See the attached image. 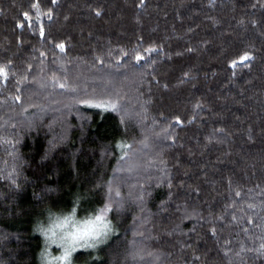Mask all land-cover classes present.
<instances>
[{"label": "trees", "instance_id": "1", "mask_svg": "<svg viewBox=\"0 0 264 264\" xmlns=\"http://www.w3.org/2000/svg\"><path fill=\"white\" fill-rule=\"evenodd\" d=\"M35 2L0 0V264L109 203L74 264H264V0Z\"/></svg>", "mask_w": 264, "mask_h": 264}, {"label": "snow or ice", "instance_id": "2", "mask_svg": "<svg viewBox=\"0 0 264 264\" xmlns=\"http://www.w3.org/2000/svg\"><path fill=\"white\" fill-rule=\"evenodd\" d=\"M53 4L57 3V0H51ZM145 0H140V7L144 6ZM214 4V0H212ZM30 7L35 9L36 19H40V3L39 0H36L34 4ZM49 19H51L52 13L49 11L47 13ZM96 15L99 16L101 13L99 11L96 12ZM23 23H18V27L23 29L25 27V23H27L28 27H31L32 17L28 13H22ZM39 35L43 38L45 37V31L43 26L39 27ZM55 47L59 48L61 52L65 51L66 45L64 43H58ZM157 48H146L144 52L147 56H151L152 53L157 52ZM188 52H192L193 49H187ZM123 56H128L129 53L121 50ZM177 56L183 55V53L177 52ZM133 56L137 62L146 59V56L140 54L139 49H133ZM255 57L249 51H243L238 53L237 58L232 60L230 65L231 68L235 69L238 65L247 66L248 62H251ZM103 63V60H101ZM8 67L6 65H0V79L7 80L8 78ZM60 87H64L63 84ZM166 87V86H165ZM19 99V97H17ZM90 107L97 108H109L111 107L113 110L116 108V104L112 101L89 104ZM197 108L201 107V105L197 104ZM176 123H182L179 120V117L176 119ZM191 123V121H189ZM220 131H223L221 129ZM118 147H128L131 145H118ZM123 158V157H122ZM169 187L171 185L169 184ZM119 195V193H117ZM237 196L240 195L239 192L236 193ZM249 207H252L249 205ZM112 211L111 204H106L104 207L98 210V213L84 219L83 221H78L76 219V209L73 208L70 215L64 216L63 218L57 216L53 224L47 230H43V233L47 239H50L52 243L58 244L59 247L63 249L62 254L56 257H53L48 261V264H73V254L79 249H99V247L106 243L108 237L114 232V226L112 221L109 219L108 214ZM235 219V217H233ZM212 234H216L215 228L212 229ZM261 249H264V244H261ZM98 259V257H97ZM195 259L199 260V257Z\"/></svg>", "mask_w": 264, "mask_h": 264}, {"label": "rangeland", "instance_id": "3", "mask_svg": "<svg viewBox=\"0 0 264 264\" xmlns=\"http://www.w3.org/2000/svg\"><path fill=\"white\" fill-rule=\"evenodd\" d=\"M49 222L48 224H46V226H40V233L41 236L43 238V248L42 251L40 253L39 256V263L40 264H48V261L51 260L53 257L59 256L62 254L63 249L61 247L58 246V244L56 243H52L50 239H47L43 233V230H47L48 228L51 227V225L53 224V222L55 221L56 217H54V215H50L48 217ZM78 221H82V220H78ZM81 250H88V249H79L78 251H76L73 256L78 253ZM73 259V258H72ZM74 264V262H73Z\"/></svg>", "mask_w": 264, "mask_h": 264}]
</instances>
